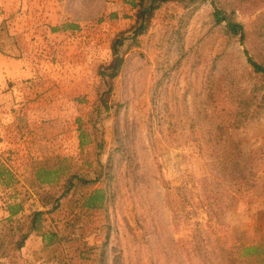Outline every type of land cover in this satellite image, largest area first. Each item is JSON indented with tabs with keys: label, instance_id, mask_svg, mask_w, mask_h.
I'll list each match as a JSON object with an SVG mask.
<instances>
[{
	"label": "rangeland",
	"instance_id": "1",
	"mask_svg": "<svg viewBox=\"0 0 264 264\" xmlns=\"http://www.w3.org/2000/svg\"><path fill=\"white\" fill-rule=\"evenodd\" d=\"M29 1L79 28L73 41L57 36L63 47L32 53L39 70L0 96V264H254L242 251L264 243V78L244 48L254 24L264 31L258 11L215 0L247 29L241 42L215 22L212 0H169L132 39L124 0ZM40 167L57 170L52 186L37 181ZM74 171L92 181L13 249L37 190L59 192ZM95 188L106 200L86 207ZM10 201L22 204L11 221ZM41 231L55 233L50 244Z\"/></svg>",
	"mask_w": 264,
	"mask_h": 264
},
{
	"label": "trees",
	"instance_id": "2",
	"mask_svg": "<svg viewBox=\"0 0 264 264\" xmlns=\"http://www.w3.org/2000/svg\"><path fill=\"white\" fill-rule=\"evenodd\" d=\"M169 0H124L127 2L134 11V21L131 27L128 29L131 32V38L135 39L139 34L143 33L147 28V25L150 21V18L153 16V13L156 9L160 8L161 5ZM183 1V0H177ZM189 2L195 0H187ZM212 4L214 6L213 16L215 22L219 23L225 21V28L231 34H239V40L244 42L248 38V31L244 27L241 22H237L229 17V15L225 12V10L216 5L215 0H212ZM239 10L241 12L245 11H258L259 18H262V22H264V0H239ZM254 12V13H255ZM256 24L253 25V39H252V52L250 48H244V55L246 64L251 68L253 73H258L260 76L264 78V59L262 58V51L264 50V39L261 40L259 37L261 34H264V31L261 30L260 32L254 30ZM124 41V38L120 36L119 38L113 39L111 42V50L112 55L115 57L117 56V51L119 45H121ZM264 55V54H263ZM112 59L116 68L121 61L120 58H116V60ZM103 109H108L107 104H102ZM239 121H241L239 119ZM84 143L83 139H81L80 144ZM101 167V166H100ZM3 172H0V175ZM57 173L56 169H48L45 167H40L36 169V179L39 183L45 185L54 184V176ZM92 180L87 179L85 176L80 175L78 172L74 171L69 173L66 179L59 185V192L56 190H51L49 188L42 187L41 189L37 190V197H38V208L30 210L28 214L25 216V220L28 223V231L24 234H21L18 238L13 241V249L19 250L25 242L26 237L31 231H40L42 220L44 216L51 213L55 209H57L60 205V198L63 197L66 193H68L71 189L76 187L78 184H87L90 183ZM56 191V192H55ZM106 200L105 196V189L103 188H95L92 190L85 198H84V205L86 207H101ZM7 211L9 214L6 217V220L11 221L12 217L16 216L22 210L21 202L10 201L7 203ZM43 236V239L47 243H51L54 239V232L45 233L43 231L40 232ZM264 247V243L260 240L257 244H251L249 246L243 247V254L246 255L247 252H251L249 255L251 258L255 259L254 264H264V257L258 258V254L261 251V248Z\"/></svg>",
	"mask_w": 264,
	"mask_h": 264
},
{
	"label": "crops",
	"instance_id": "3",
	"mask_svg": "<svg viewBox=\"0 0 264 264\" xmlns=\"http://www.w3.org/2000/svg\"><path fill=\"white\" fill-rule=\"evenodd\" d=\"M31 3L33 1L0 0V96L17 95V90H20L26 78L39 70L41 64L34 61L30 56L32 53H40L43 47L45 51L63 47L61 45L66 40L56 42L57 36L60 39L71 37L67 42L73 41L79 28L74 19L66 20L58 15L57 18H43L48 12L41 14V11L33 10L29 5ZM74 45L71 43L68 47ZM40 244V238L31 237L25 243V250L31 254L32 249Z\"/></svg>",
	"mask_w": 264,
	"mask_h": 264
}]
</instances>
